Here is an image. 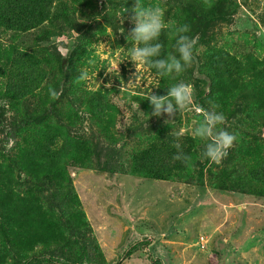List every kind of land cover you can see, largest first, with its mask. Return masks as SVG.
Masks as SVG:
<instances>
[{
	"label": "trees",
	"instance_id": "trees-1",
	"mask_svg": "<svg viewBox=\"0 0 264 264\" xmlns=\"http://www.w3.org/2000/svg\"><path fill=\"white\" fill-rule=\"evenodd\" d=\"M101 1L0 0V264H101V246L81 208L73 167L173 184L186 180L215 192H233L239 203L247 199L252 205L264 204V137L250 132L264 128V61L255 51L235 56L213 42L218 27L232 22L239 2L142 0L168 7L169 23L190 26L191 65L179 76L160 77L155 69H147L159 77L157 95H166L167 88L181 80L193 83L192 103L200 111L187 120H195V129L204 122L205 112L224 114L218 129L237 140L217 164L203 156L207 141L189 132L180 138V148L173 147L172 133L187 125L179 114L176 122L167 123L152 116L143 129L136 122L129 132L139 138L132 145L134 152L120 146L118 153V142L127 136L117 130L119 109L110 94L120 89L114 85L91 91L80 77L98 67L85 50L96 35L107 34V26L115 34L127 28L119 35V45L128 40L135 0ZM120 13L128 17L122 26L117 24ZM261 20L264 23V17ZM73 32L79 35L75 40L65 36L69 45L60 48L62 54L55 42ZM162 41L163 56L178 55L174 35ZM54 43L58 52L50 48ZM254 44L264 47L258 40ZM50 89L56 91L55 98ZM143 91L134 92L132 100L152 111L145 99L151 92ZM101 152L107 155L105 162ZM118 154L125 158L116 166ZM184 155L190 157L187 164L176 158ZM259 207L264 211V205ZM149 241L147 237L128 246L120 260L142 252L150 264H165L147 250Z\"/></svg>",
	"mask_w": 264,
	"mask_h": 264
},
{
	"label": "rangeland",
	"instance_id": "rangeland-1",
	"mask_svg": "<svg viewBox=\"0 0 264 264\" xmlns=\"http://www.w3.org/2000/svg\"><path fill=\"white\" fill-rule=\"evenodd\" d=\"M237 2L240 6L236 8L232 22L218 24L213 42L235 56L255 51L264 61V47L258 48L262 45L254 44L256 40L264 44V23L261 20L264 17V0ZM165 9L166 12L169 10L168 7ZM118 16L117 24L122 26L128 17L121 13ZM99 19L102 25L107 26L102 18ZM125 30L119 29L115 34L112 27L107 26V34L96 35L94 42L87 46L85 51L92 55L90 61L93 64L97 62L98 67L88 74L86 89L105 90L114 85L120 89L110 94V100L119 109L115 118L117 130L127 136L118 142L117 150L121 146L125 152L132 153V145L139 138L129 135L134 130L131 126L139 122L143 126L139 129L147 128L152 122V114L131 96L145 89L148 90L146 93L154 94L160 81L147 68L134 75V65L130 60H124L132 45L127 46L130 41L126 39H123L125 44L119 45L122 40L119 35H123ZM78 35L75 32L63 35L55 43L59 49L67 50L69 44L65 36L75 40ZM247 42H251L250 45L244 46ZM55 43L50 48L58 52ZM201 53L202 50L199 51ZM181 82L194 90L193 83ZM194 96L193 92V102ZM194 111L199 113L200 110L192 103L183 112L176 110L171 118L164 114L158 117V121L176 122L179 114L187 124L182 126L184 134H194L195 120H187ZM153 119L157 117L153 116ZM260 122L263 123L264 118ZM244 127L245 124L242 125ZM250 132L264 137L262 127ZM104 151L108 155V151ZM107 155L100 153L103 162ZM124 158L118 154L114 164L122 165ZM71 171L76 176L74 187L82 199L81 208L96 242L101 246V264H150L142 252L120 260L128 246L147 237L150 239L147 250L151 248L154 256L162 257L165 264H264V225L259 223H264V211L258 208L264 204L260 202L252 205L246 199L239 203L233 192H215L209 187H196L186 180H176L177 184H173L167 180L123 175L122 172L86 171L77 167ZM208 197L212 200H207ZM257 223L261 227L256 230Z\"/></svg>",
	"mask_w": 264,
	"mask_h": 264
},
{
	"label": "clouds",
	"instance_id": "clouds-1",
	"mask_svg": "<svg viewBox=\"0 0 264 264\" xmlns=\"http://www.w3.org/2000/svg\"><path fill=\"white\" fill-rule=\"evenodd\" d=\"M129 11V10H128ZM131 29L128 40L131 47L128 48L126 58L130 60L137 75L142 68L155 69L160 77L179 76L193 61L194 42L187 33L190 32L188 24L173 25L165 20L166 9L160 4L145 5L142 0H135L131 9ZM175 36V52L178 55L163 56L162 37ZM129 37L131 39H129ZM80 79L87 80L88 73L83 72ZM166 95H157L153 92L145 97L152 108V116L161 117L167 114L171 118L176 110L183 112L193 102V90L190 85L178 83L167 88ZM53 98L57 96L55 90L50 89ZM225 116L222 112H205L204 122L195 130L193 138L207 141L203 156L219 164L223 157L228 155V150L237 140L236 135L228 131L218 129L223 125ZM166 123L168 121H165ZM173 147L180 148V138L184 135L183 129L173 132ZM187 164L190 157H176Z\"/></svg>",
	"mask_w": 264,
	"mask_h": 264
},
{
	"label": "water",
	"instance_id": "water-1",
	"mask_svg": "<svg viewBox=\"0 0 264 264\" xmlns=\"http://www.w3.org/2000/svg\"><path fill=\"white\" fill-rule=\"evenodd\" d=\"M207 90H208V88H207Z\"/></svg>",
	"mask_w": 264,
	"mask_h": 264
}]
</instances>
